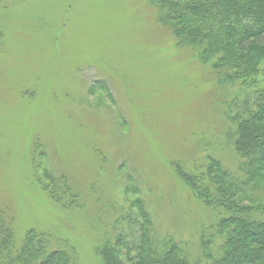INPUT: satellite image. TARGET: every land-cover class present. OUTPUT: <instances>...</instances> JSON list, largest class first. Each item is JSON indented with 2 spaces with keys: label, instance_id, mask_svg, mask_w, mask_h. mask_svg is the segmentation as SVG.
I'll use <instances>...</instances> for the list:
<instances>
[{
  "label": "rangeland",
  "instance_id": "374dc122",
  "mask_svg": "<svg viewBox=\"0 0 264 264\" xmlns=\"http://www.w3.org/2000/svg\"><path fill=\"white\" fill-rule=\"evenodd\" d=\"M160 13L153 0H0V209L18 245L35 229L104 264L107 234L138 241L141 202L157 236L192 254L216 213L177 165L208 154L245 176L230 120L253 89L220 84ZM45 168L76 206L50 197ZM260 186L247 188L258 202Z\"/></svg>",
  "mask_w": 264,
  "mask_h": 264
},
{
  "label": "trees",
  "instance_id": "16d2710c",
  "mask_svg": "<svg viewBox=\"0 0 264 264\" xmlns=\"http://www.w3.org/2000/svg\"><path fill=\"white\" fill-rule=\"evenodd\" d=\"M153 2L177 44L194 50L220 84L239 87L237 92L253 89L244 111L230 120L234 129L229 138L245 176L236 177L208 154L191 170L177 165L196 199L216 213L210 224L199 227L198 248L191 254L172 235L159 238L152 215L140 202L138 241L107 234L101 249L104 264H264V199L258 202L247 190H259L264 183V0ZM260 77L263 84L258 85ZM234 103L228 104L230 111ZM43 173L45 189L58 205H77L78 195L64 175H53L48 168ZM0 264H79V257L72 245L35 229L18 245L11 219L0 209Z\"/></svg>",
  "mask_w": 264,
  "mask_h": 264
}]
</instances>
